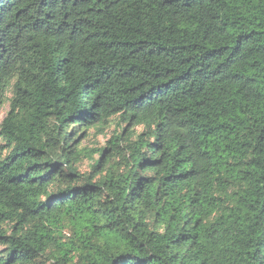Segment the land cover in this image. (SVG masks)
Listing matches in <instances>:
<instances>
[{"label":"trees","instance_id":"trees-1","mask_svg":"<svg viewBox=\"0 0 264 264\" xmlns=\"http://www.w3.org/2000/svg\"><path fill=\"white\" fill-rule=\"evenodd\" d=\"M5 104L0 264H264V0H0Z\"/></svg>","mask_w":264,"mask_h":264},{"label":"rangeland","instance_id":"rangeland-1","mask_svg":"<svg viewBox=\"0 0 264 264\" xmlns=\"http://www.w3.org/2000/svg\"><path fill=\"white\" fill-rule=\"evenodd\" d=\"M8 111V106L5 104L0 108V123L2 119L5 117ZM118 120L112 123L110 126H106L104 128L92 127L85 134V137L82 139L81 148H86L89 151H93L92 153L95 155V159H97L96 150L107 147V143L111 138L120 134L124 128L130 129L126 126L120 127L117 125ZM140 129H136V133H140ZM91 161L88 159L82 160L81 164L78 166V170L80 173H89ZM66 236V232L64 234Z\"/></svg>","mask_w":264,"mask_h":264}]
</instances>
